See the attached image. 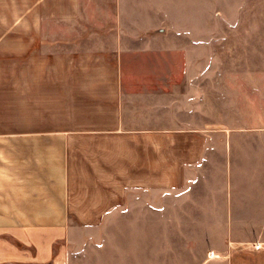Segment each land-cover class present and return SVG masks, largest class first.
Here are the masks:
<instances>
[{"label":"crops","instance_id":"1","mask_svg":"<svg viewBox=\"0 0 264 264\" xmlns=\"http://www.w3.org/2000/svg\"><path fill=\"white\" fill-rule=\"evenodd\" d=\"M181 3L184 19L196 21L207 2L174 7ZM5 5L27 33L49 21L73 31L76 23L122 24L129 6L142 19L139 0ZM111 29L56 35L54 61L47 33L24 41L22 105L15 92L0 94V264H264V139L213 143L198 131L144 126L143 106L124 93L128 33ZM213 146L228 173H193V158ZM197 187L198 204L185 205ZM173 195L179 204H159ZM161 213L201 216L161 222ZM171 228L199 236L163 239Z\"/></svg>","mask_w":264,"mask_h":264},{"label":"rangeland","instance_id":"2","mask_svg":"<svg viewBox=\"0 0 264 264\" xmlns=\"http://www.w3.org/2000/svg\"><path fill=\"white\" fill-rule=\"evenodd\" d=\"M168 1L139 0L142 19L138 21L132 15L134 6H129L128 20L122 24L83 22L76 23L73 31L72 23L62 28L49 21L40 31L27 33L24 22L13 19L11 7L0 0V94L15 92L16 104L22 105L18 96L23 93V44L30 33L48 34V61H54L56 35L66 41L73 32L110 33L112 26L111 33H119L120 28V33H128L123 51L124 93L128 104L143 106L144 126L198 131L213 143L227 142L233 134L241 143L249 136L251 141L253 136L263 140L264 0H206L205 11L196 21L184 19L183 3L174 7L175 0L171 6ZM211 148L207 158L199 159L203 151L193 158L198 163L193 173L212 177L228 173L216 159L215 147ZM201 193L199 187L189 190L191 201L185 205L198 204ZM129 201V205L135 203L134 198ZM159 204L176 205L179 199L161 197ZM200 216L161 213L160 221L191 222ZM110 232L115 237L120 233L119 229ZM167 233L171 238L199 236V231L171 228L164 230L163 239ZM104 235L100 231L99 236Z\"/></svg>","mask_w":264,"mask_h":264}]
</instances>
